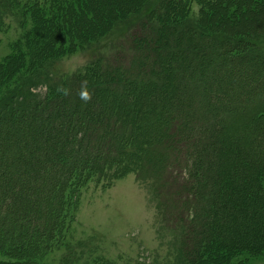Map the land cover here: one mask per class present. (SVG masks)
<instances>
[{
    "label": "trees",
    "instance_id": "16d2710c",
    "mask_svg": "<svg viewBox=\"0 0 264 264\" xmlns=\"http://www.w3.org/2000/svg\"><path fill=\"white\" fill-rule=\"evenodd\" d=\"M228 1L117 0L113 3L112 0H0V31L6 29L3 17L8 14L19 19V24L29 25L21 38L25 43L23 49L20 41L16 40L12 53L0 63V90L9 91L11 87L19 86L13 88L15 91L11 90L15 93L0 96V130L7 141L5 143L0 138L3 157L0 171L3 169L4 176H9L11 166L13 174L30 171L33 173L31 182L36 178L43 182L40 183L42 185L47 182L42 207L36 202L38 198L30 194L31 190L19 188L18 183L16 188L8 183L5 187L0 186V250L21 264H43L39 259L59 244L61 232L71 220L69 216L88 182L104 187L129 172L135 173L137 179L142 175L147 178L148 173L153 177V193L159 206L163 207L165 204L157 194L158 189L171 184L161 176V161H165L163 154L172 152L175 155L179 152L183 126H191L189 122L193 123L195 110L207 111L205 122L200 119L203 123L201 131L206 139L200 146L201 151L209 149V154L211 150H219L221 145L224 150L225 144H220L224 134L227 137L225 143L231 149L232 133L226 135V130L234 132L244 127L251 129V152H260V163L264 162V101L254 104L250 111H245L247 106L243 104L246 98L258 96L254 87L259 80H262L261 86L264 88V47L262 51L253 48L250 38L254 33L249 35L246 32L242 37L229 40L226 33L237 34L239 14L228 23L226 32H218L217 27L226 15L218 17L216 14L218 10L227 9ZM230 1L235 2L236 6L242 2L241 11L244 9V13L249 10L247 4L255 7L253 10L256 12L264 2ZM192 2L198 6V15L190 24L187 19L191 14ZM233 10L236 12L237 8ZM131 14H135L134 17H129ZM217 17L220 22L215 19ZM222 24H227V21ZM258 24L264 25V20L255 25ZM113 28L124 29L122 35L137 38L139 33L141 36L132 40V49L117 43L99 51L87 65L86 71L73 77L60 80V77L49 76L48 93L40 99L28 95L27 89L22 90L29 88L25 81L27 78L38 81L39 77H45L44 72L48 74L47 64L73 46L98 40L106 33L112 35ZM202 29H210V32L204 33ZM133 30L138 33L132 34ZM259 38H264V34ZM119 51L123 53L121 57L125 61L119 59ZM248 58L250 61L243 76L241 91L233 96L229 107H217L214 104L217 95L212 93V84L204 73L214 76L219 87L227 85L229 89L224 95L228 96L232 90L230 84L241 80L242 64L236 61ZM231 62L235 63L229 68L225 67ZM222 71L226 73L222 75ZM82 93L88 98L83 99ZM134 93L131 98L130 94ZM196 98L199 103H192ZM107 101L108 107L105 106ZM101 107L109 110V113L116 108L124 115L110 124L102 112L105 109ZM138 108L143 112H139ZM231 113L236 115L235 119H230ZM143 114L153 118L154 123L152 131L143 128L142 134L135 123L136 118ZM54 119H58L59 129L50 132L54 130ZM73 119L75 124L72 123ZM17 121L21 122L19 127ZM77 121H82L84 126L79 137L75 133L79 128ZM43 122L49 124L40 126ZM7 125L12 130L15 128L13 134L7 130ZM215 125L219 129L215 130ZM31 132L41 138L35 141L33 138L27 145L25 141L31 139L27 136ZM52 140L57 141L53 150L49 145ZM20 150L26 151V160ZM34 151L39 152V158H35ZM13 152H16L15 159L6 165L4 158L10 157ZM223 157L222 163L228 158V153ZM218 159L216 155L214 163L221 164ZM32 162H35L34 165L29 164ZM205 162L210 163V158H203ZM201 163L196 158L194 173L191 172L188 183L179 185L174 193L177 196L189 191L197 199L193 207L195 218L188 227L196 224V231L204 236V240L196 245L201 259L199 262L204 263L212 254L213 258L224 257L229 255L228 248L232 252L245 247L246 240L235 243L238 239L231 236L240 224L234 219V211L239 204H235L237 207L234 210L228 204L234 203L233 197H243L244 188L249 186L248 189H252L247 194L249 203L255 201L260 207L258 211L251 206L250 212L254 211L262 219L264 167L259 168V163L253 169V162L249 164L248 173H252V181L239 185L240 191L234 190L237 191L234 193L233 190L223 189L228 176V168L224 164L222 177L218 181L219 167L213 176L210 172L197 169ZM211 177L213 180L209 181ZM207 181L214 184V191ZM27 194L30 195V199H27L29 202H15V196L22 198ZM30 202L35 203V208L29 207ZM242 212L245 215L247 210ZM181 218L177 221L182 225ZM205 256L207 258H203Z\"/></svg>",
    "mask_w": 264,
    "mask_h": 264
},
{
    "label": "rangeland",
    "instance_id": "374dc122",
    "mask_svg": "<svg viewBox=\"0 0 264 264\" xmlns=\"http://www.w3.org/2000/svg\"><path fill=\"white\" fill-rule=\"evenodd\" d=\"M116 1L117 0H112L113 3ZM232 4L235 5V2H231L229 0L227 9L225 8L224 11H217L216 16L222 17L221 15L224 14V16H226L224 18L222 17V20L227 21V24L225 25L222 24V21L218 27L216 26L218 28V32L220 33L222 30L226 32L228 23H231V19H236V14H239L240 17H237L238 22L234 20L238 24L237 34L226 33V35L229 37V40H234L236 37L240 36L242 37L243 35H246V32L249 35L250 33H254V36H251L250 38L252 40L251 45H253V48H258L260 51H262L264 47V38L259 37L264 34L262 33L264 32V25H260L261 23L258 25L255 24L256 22H262L264 20V2L263 5H259L258 11L256 12L253 10L255 7L252 8L247 4L249 12L246 11L245 13L244 9L241 11V8H243L242 2L237 6L235 5V7H229ZM235 8H237L236 12L233 10ZM197 10V4L192 2L191 14L187 19L190 22L188 21V23H194V20H196L198 15ZM134 15L135 14H131L129 17H134ZM218 17L215 19L220 22ZM3 19L7 26L5 25L6 29L0 31V63L12 53L13 44L16 40L20 41V47L23 49L22 45H25V43L21 40V38L26 33V30H28L29 26L28 24H19V19H16L14 16L9 14L4 15ZM132 20L134 21L135 19L133 18ZM93 22H95V20ZM248 22H250L249 25L246 24ZM136 28L138 30V27ZM113 29L114 32L112 35H107L106 33L105 35H101L98 40L96 39L90 41L85 45H75V47L73 46L64 55L47 64L48 68L46 69V73L48 74H45L44 72L45 77H39L38 81L27 78L25 81L29 84V88L25 87L22 90L27 89L29 92L28 95L33 96V98L40 99L48 93L47 78L49 76L52 78L60 77V80L66 77H73V75L76 73L78 74L86 71L88 67L87 65H89L91 60L95 58L96 53L99 54V51L107 50L112 44L115 45L117 43L119 45H124L126 49H132L134 46L132 40H137L138 37L141 36L135 30H133L134 33L132 34L138 33L137 38L136 36L131 37L130 35H122V31L124 29L121 31L117 28ZM202 30L205 31L204 33L210 32V29ZM255 34H259V36L257 35L256 37ZM126 52L128 51H125V53ZM122 54L123 53L121 51L117 53L119 57H121ZM121 58H119L121 61H125V58ZM251 60H253V58H251ZM249 61L250 58L236 61L237 63L242 64L243 69L240 71L241 80H239V82H232L230 84L232 90L228 96L224 95V92L229 89L227 85L219 87L214 76H210V74L207 72L204 73L205 78H207V80L210 81L213 86H211V91H213L212 93L215 92V95H217L216 101L214 103L217 107H229V102L232 101L233 96L241 91L244 85L243 76L246 72V68L248 67L247 63H249ZM130 62H133V60ZM233 63L235 62L225 64V67L229 68V66H231ZM225 73V71H222V75ZM261 84H263L262 80H259V82L255 84L254 89L258 93L256 98H246L244 100L243 104L247 106L245 111H250L254 104H259L264 101V93L262 92L264 88L262 89ZM17 87L19 86H13L9 91H7V89L0 90V96H3L5 93H15L11 90ZM104 95H106V93ZM134 95L135 93L130 94V97L132 98ZM108 103L109 101L106 102V105L103 104V106L105 105L108 107ZM192 103H199V100L196 98L192 101ZM101 109L104 110L105 108L101 107ZM138 111H141L140 108H138ZM102 112L105 114L107 117L106 120L109 121L110 124L112 123V120H119L122 118L121 115H124L123 113L120 114L119 110L116 108H113V112L111 113H109L110 111L106 109ZM195 113L196 117H194L193 123L189 122L191 126L188 127L187 124L183 126V135L179 140V152L177 154L175 153V155L172 152H166L163 154V160L165 161H161L163 164V169L161 170L163 175L161 176L171 183L170 185L167 184L161 186L158 189L157 194L165 204L163 207L159 206L153 193V177L148 175V173L146 175L147 178L145 175H142V178L137 179L135 173L129 172L123 177L111 181L110 185L104 187L101 186V184L88 182V184L81 190L75 210L72 211L71 216H69L71 220L67 222V225H65L61 232V239L58 242L59 244L54 247L52 251L41 256L39 259L41 260V263L218 264L219 262V264H264V208L262 210L263 212L261 213L262 219L261 217H257L254 214V211L253 213L250 212L251 206L256 210H258L260 207L257 206L258 204H256L255 201L249 203V197L247 194L252 190L248 189L249 186L244 188V191H246L243 197L239 196L240 199L237 196L233 197L235 198L234 203H231V205L228 204L233 210L237 207L235 204H239V207L236 209L237 211H234V219L235 221H239L240 224L238 229L234 231L235 234L231 236H234V238L238 239V241L235 243H242L243 240H246L247 242L245 243V247H243L242 250L238 249L232 252H230L232 249L228 248L227 250L229 252H227V254L229 255L227 256L225 255L223 257L221 255L213 258L212 256H214V254H212L208 257L206 262H199L201 259L199 260L200 256H198V250L196 251V245L198 241L202 242L204 240V236L202 234L199 235V233L196 231V224H192V228L188 227L192 219L195 218L193 207L195 206L194 204L196 203L197 199L195 198L194 194L190 193L189 191L186 193L183 192L181 195L176 196L174 190L178 189L179 185L188 183L187 179H189L191 172H193L195 160L197 158V160L199 159L200 162L202 161L200 167H197V169L202 170L205 173L210 172L214 176V172L219 167L220 171L218 181L222 177L221 170L223 167L222 164H224V167L228 168V176L226 178L227 180L224 182L225 185L223 189L225 191L237 190L239 192V185H242L243 183L245 185L246 181L248 183L252 181V173H248V165L253 162V165L251 166L253 169L257 168V165L260 163L259 155L261 153L256 151L254 153L251 152V129H246L244 127H241L240 130H236L234 132H232L230 129L226 130V135L232 133L231 141L233 144L231 149H229L225 143L227 137L224 134V137L220 142V144H225L224 150L221 145L219 150H211V153L209 154L207 153V150L209 149L201 151L200 146L203 144V142H206V139L204 133L201 131L203 123H201L200 119H206L207 111L204 112V110H200L197 112L195 110ZM231 115L232 117L230 119L236 118V115H233V113H231ZM136 116L138 117V115ZM138 118L139 119L136 118L137 121L135 123L137 124L135 126L136 129H141L142 134L144 129H146L148 132L152 131V123H154L153 118L144 114ZM20 123V121H17L16 125L19 127ZM52 123H54V130H50V132H57L59 129L58 119L52 120ZM72 123L75 124L74 119ZM77 123L79 128H77L78 131L75 130V133H77L76 135L79 137L84 126L82 121H77ZM47 124H49V122H43L39 125L45 127ZM6 128L11 132V134H13L12 131L15 128L12 130L11 126L8 125ZM214 128L215 130L219 129V126L215 125ZM10 132L8 134H10ZM33 133L31 132L29 135H27L29 138H31L30 140L26 139L25 143L27 145L28 143L32 142L33 138L34 141L36 138H38V140L41 138L38 134L35 133V136ZM0 138L4 140L5 143L7 142L2 136V130H0ZM55 142L57 141L52 140L49 142L52 150L55 148ZM19 146L21 148V143H19ZM75 149L76 146L74 147V150ZM20 151H22V156L26 160V151ZM199 152L201 153V157H199ZM227 153L228 158L226 157ZM38 154L39 152L34 151V156L36 159L39 158ZM216 155L219 158L218 160L221 161V164L220 162L217 164L214 163V158ZM223 156L226 158L222 163L224 158ZM15 157L16 152H13L10 157H5L3 161H5L7 165V163L12 162ZM31 157L32 156H30V159ZM249 157L251 158L249 159ZM203 158L208 160L210 158V163H203ZM1 159H3V157L0 150V160ZM34 163L35 162L29 164L34 165ZM263 167L264 162L260 163L259 168ZM9 168L11 172L9 176H4L5 174L2 172L3 169L0 171V186L5 187V184L8 183L10 186L13 184V187L16 188L15 185L18 183V186H20L19 188H26L29 192L31 190L32 193L30 192V194L35 195L38 198L36 202L41 204L42 207L45 193H47V182H44V185H42L40 183L43 182L39 178H36L37 181L33 180V182H31L33 173L30 171H27L26 173L25 171L24 173L21 171L17 174H13L11 166H9ZM21 177H24V179H21ZM211 180H213V177H211L209 181ZM209 181H207V184H209V188L211 187V189L214 191L215 186ZM248 183L246 185H249ZM34 188L36 190H33ZM237 191H234V193ZM27 199H30V195L28 194L26 197L22 198H17L16 196L14 197V200L17 203H22L25 201L29 202ZM32 202L28 203L29 207L35 208L34 206L36 205ZM243 206L247 210L245 215L242 212L245 210H242ZM181 214H183V216ZM180 216L182 217V225L177 221ZM203 258L207 257L205 256ZM0 264L21 263L15 262L10 255L5 253V251L0 250Z\"/></svg>",
    "mask_w": 264,
    "mask_h": 264
},
{
    "label": "clouds",
    "instance_id": "9594fccd",
    "mask_svg": "<svg viewBox=\"0 0 264 264\" xmlns=\"http://www.w3.org/2000/svg\"><path fill=\"white\" fill-rule=\"evenodd\" d=\"M82 98H83V99H87L88 97H87L86 94H83V93H82Z\"/></svg>",
    "mask_w": 264,
    "mask_h": 264
}]
</instances>
